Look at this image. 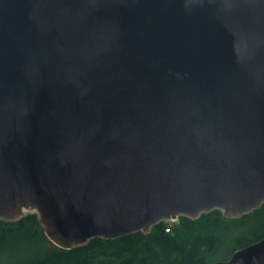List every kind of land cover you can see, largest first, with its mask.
Masks as SVG:
<instances>
[{
	"label": "water",
	"instance_id": "obj_1",
	"mask_svg": "<svg viewBox=\"0 0 264 264\" xmlns=\"http://www.w3.org/2000/svg\"><path fill=\"white\" fill-rule=\"evenodd\" d=\"M263 205L264 0H0L1 220L70 250Z\"/></svg>",
	"mask_w": 264,
	"mask_h": 264
},
{
	"label": "trees",
	"instance_id": "obj_2",
	"mask_svg": "<svg viewBox=\"0 0 264 264\" xmlns=\"http://www.w3.org/2000/svg\"><path fill=\"white\" fill-rule=\"evenodd\" d=\"M263 239L264 205L238 219L213 210L70 250L51 244L38 215L30 213L16 222L0 219V264H214Z\"/></svg>",
	"mask_w": 264,
	"mask_h": 264
},
{
	"label": "rangeland",
	"instance_id": "obj_3",
	"mask_svg": "<svg viewBox=\"0 0 264 264\" xmlns=\"http://www.w3.org/2000/svg\"><path fill=\"white\" fill-rule=\"evenodd\" d=\"M173 222H176V221H173ZM168 227H170V226H168ZM168 227H167V229H168Z\"/></svg>",
	"mask_w": 264,
	"mask_h": 264
}]
</instances>
